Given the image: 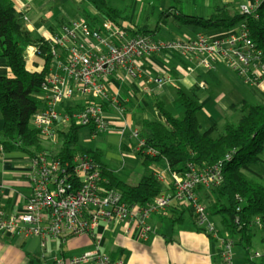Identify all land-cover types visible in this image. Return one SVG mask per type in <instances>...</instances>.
<instances>
[{
	"label": "built area",
	"instance_id": "1",
	"mask_svg": "<svg viewBox=\"0 0 264 264\" xmlns=\"http://www.w3.org/2000/svg\"><path fill=\"white\" fill-rule=\"evenodd\" d=\"M258 5L259 0H245L239 12L250 15ZM130 31L128 23L104 21L94 27L80 19L63 25L59 33L47 40L53 63L36 95L42 110L30 119V127L40 134L42 143L57 145L59 151L60 136L72 125L91 129L93 136L108 132L111 122L106 118V105L120 115L125 113L122 100L109 91V80H146L145 93L151 91L149 84L163 87L167 80L160 75L149 76L145 68L146 60L158 55L178 54L208 71L221 64L251 87L264 81L263 53L244 23L218 38L200 33L194 38L167 41L150 33ZM73 98H79L82 105L63 110ZM130 138L135 141L139 156L157 155V151L147 148L141 130L133 129ZM5 153L0 142V156ZM57 155L58 152L45 150L31 157L30 196L17 213L0 208L1 235L36 237L44 248L49 240L66 243L83 236L96 238L100 228L118 222L126 225L127 235L137 234L138 239L147 240L152 233L147 221L154 215H166L177 204L179 209H188L196 225L219 243L214 264H235L236 240L220 235L197 194L200 189L214 193L221 189V163L203 170L189 165L182 173L168 169L169 190L146 207H139L129 206L120 193L104 186L99 166L90 157L76 155L72 161L64 162ZM157 179L163 182L165 177L159 175ZM255 223L264 236V218H257ZM263 256L259 252L248 253V264H257ZM54 264L123 263L95 247L81 255L57 258Z\"/></svg>",
	"mask_w": 264,
	"mask_h": 264
},
{
	"label": "crops",
	"instance_id": "2",
	"mask_svg": "<svg viewBox=\"0 0 264 264\" xmlns=\"http://www.w3.org/2000/svg\"><path fill=\"white\" fill-rule=\"evenodd\" d=\"M106 1L108 6L118 13V23H128L131 26V34L150 33L170 41L194 38L200 33L214 38L227 33L220 29L200 28L195 34L185 33L181 38H176L172 37V33L166 28L168 23L181 25L184 16L204 19L212 16L219 7L218 0ZM11 2L23 24L36 39H51L60 32L63 25L71 21L85 19L94 27L101 26L105 21L90 0H11ZM244 2L245 0L238 4ZM34 49L30 47L27 50V69L30 72H41L44 63L33 54ZM145 68L149 76H163L167 83L161 88L149 84L147 86L151 87V91L145 93L143 88L146 80L144 82L109 80V91L122 100L124 115H120L108 104L105 112L107 120L111 122L110 130L98 136H93L89 128H83L84 130L79 133L78 145L86 150L101 153L108 169L119 180L130 185H137L142 179L154 173L156 177L159 175L165 177L160 183L168 189L166 187L169 186L170 177L167 163L159 162L147 167L136 153L135 141L130 138V133L133 129L142 131L143 123L146 121H160L158 103H163L171 112L170 105L176 115H181L182 109L176 104L179 89L198 100L202 108L198 114L201 131L207 132L214 128L212 134L214 136L240 119L244 104L253 106L264 104V81L258 87L247 86L237 73L221 64H218L215 70L208 71L194 61L169 53L147 59ZM0 76H12L9 66L2 59ZM80 105L82 101L73 98L64 104L63 110ZM4 126L0 111V142L4 141ZM81 133L84 139L82 143ZM92 145L95 148L90 147ZM261 158V162L251 167L253 172L250 177L264 185V153ZM30 160L31 157L21 150L6 152L0 156V208L8 213L19 212L30 196L31 184L28 179ZM197 194L208 209L210 219L220 235L235 239L239 243L240 238L230 234L227 229L222 210L210 209L211 204L217 203V193L200 189ZM172 210L166 215H154L147 221L152 230L147 240L138 239L137 234L127 235L126 225L118 222L100 228L96 238L83 236L70 239L66 243L49 240L44 248L36 237L0 234V264H54L57 258L81 255L95 247L99 248L102 254L118 259L123 264H214L219 243L196 225L188 209ZM251 230L250 252L264 255L262 229L257 226ZM243 243L247 245L246 241ZM235 264H248V252L243 245L236 246Z\"/></svg>",
	"mask_w": 264,
	"mask_h": 264
},
{
	"label": "trees",
	"instance_id": "3",
	"mask_svg": "<svg viewBox=\"0 0 264 264\" xmlns=\"http://www.w3.org/2000/svg\"><path fill=\"white\" fill-rule=\"evenodd\" d=\"M218 1L219 7L212 16L206 19L184 16L183 23L197 25L202 30L224 31L244 23L255 45L262 51L264 61V0H259L258 7L250 15L239 12L241 4L238 2L244 0ZM90 2L105 21L118 23V13L108 6L106 0ZM30 47L36 49V57L44 63L41 72L27 69V50ZM0 59L12 72L11 77L0 76L5 150H21L34 157L44 152L45 148L40 134L30 128V119L42 110V103L36 95L49 72L53 57L48 41L36 39L28 31L11 0H0ZM176 104L182 109V117H176L163 103H158L160 121L143 123L142 137L146 140L147 148L157 151V155L147 157L140 153V157L147 167L166 162L173 173H182L189 165L203 170L221 163L224 181L216 192L217 203L211 204L210 209L222 210L230 234L240 238L237 245H243L250 253L251 229L257 227V218H264V185L250 177L253 172L251 167L262 161L264 153V104H244L240 119L216 136L212 135L214 128L201 131L198 114L202 108L197 99L179 89ZM83 128L72 125L68 132L61 134L62 146L57 157L64 162L72 161L76 155L93 159L99 166L104 186L120 193L129 206L146 207L169 190L162 186L154 173L137 185L119 180L104 164L101 153L78 145L79 133ZM172 211H179L177 204H173ZM244 241L247 245H244ZM257 264H264V257Z\"/></svg>",
	"mask_w": 264,
	"mask_h": 264
},
{
	"label": "rangeland",
	"instance_id": "4",
	"mask_svg": "<svg viewBox=\"0 0 264 264\" xmlns=\"http://www.w3.org/2000/svg\"><path fill=\"white\" fill-rule=\"evenodd\" d=\"M239 24L238 25H235L234 27H232L230 29L231 30H236L238 28ZM172 34L171 36L172 37H176V38H181L183 36V34L185 33H188V34H195L198 30H200V27L197 26V25H192V24H185V23H182L181 25L177 26L176 24H173V23H168L167 27H166ZM221 30V29H220ZM222 32H225L224 30ZM162 36V35H161ZM169 109L171 110V112L174 113V108H171L170 105H169ZM174 115L176 117H182V114H175ZM235 124V122L233 123ZM84 130V129H82ZM81 130V131H82ZM80 137L82 138V133L80 134ZM80 138V141L81 143L83 142V138L81 139ZM44 147L46 148V150L48 151H52L54 154H56L58 152V147L57 145L56 146H53L51 144H48V143H43ZM60 146V145H59ZM92 148H95L93 145L90 146Z\"/></svg>",
	"mask_w": 264,
	"mask_h": 264
}]
</instances>
